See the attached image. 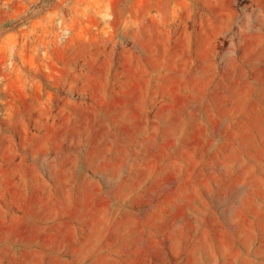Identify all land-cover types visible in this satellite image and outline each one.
<instances>
[{"label":"rangeland","instance_id":"obj_1","mask_svg":"<svg viewBox=\"0 0 264 264\" xmlns=\"http://www.w3.org/2000/svg\"><path fill=\"white\" fill-rule=\"evenodd\" d=\"M0 264H264V0H0Z\"/></svg>","mask_w":264,"mask_h":264}]
</instances>
